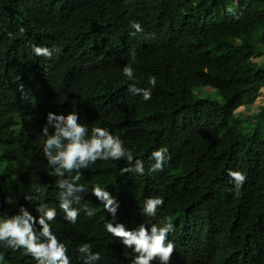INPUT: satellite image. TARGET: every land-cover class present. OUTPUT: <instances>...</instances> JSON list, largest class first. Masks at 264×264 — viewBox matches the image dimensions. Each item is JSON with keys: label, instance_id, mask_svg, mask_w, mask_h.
I'll use <instances>...</instances> for the list:
<instances>
[{"label": "trees", "instance_id": "obj_1", "mask_svg": "<svg viewBox=\"0 0 264 264\" xmlns=\"http://www.w3.org/2000/svg\"><path fill=\"white\" fill-rule=\"evenodd\" d=\"M133 22L144 31L131 36ZM33 45L61 51L45 59ZM130 84L152 98L132 95ZM199 86L218 97L199 95ZM261 89L264 0H0V217L21 205L36 217L40 203L55 207L52 230L71 264H83L84 243L101 253L99 264H131L135 254L104 224L150 229L146 220L174 224L170 264H264V106L247 123L237 114ZM72 111L89 134L104 127L120 137L145 168L120 175V160L83 169L81 205L95 215L81 212L75 225L59 209L41 134L49 112ZM162 147L171 159L148 175ZM230 170L246 175L239 197ZM96 184L117 198L115 220L91 193ZM37 185L47 189L42 200H25ZM156 196L164 200L156 217L143 216V201ZM0 255V264H36L23 250L0 245Z\"/></svg>", "mask_w": 264, "mask_h": 264}, {"label": "clouds", "instance_id": "obj_2", "mask_svg": "<svg viewBox=\"0 0 264 264\" xmlns=\"http://www.w3.org/2000/svg\"><path fill=\"white\" fill-rule=\"evenodd\" d=\"M130 26L135 30L130 33L131 36L144 31L139 22H133ZM33 51L38 57L51 59L54 54H59L61 49L56 46L49 48L33 45ZM123 74L129 80L134 79V69L130 65L123 68ZM149 84L155 87L156 77H149ZM128 91L134 96H142L144 101L152 98L150 88H138L135 84H130ZM41 134L45 137L44 158L48 166L53 169L51 175L58 178L56 185L59 189L57 193L59 209L64 214L63 219L72 225L77 223L81 212L88 217L95 215L93 209L81 205L82 194L89 192L87 185L79 183L83 169L90 168L97 161L125 160L127 166L120 169V175L145 174L142 160L134 158L132 151L125 147L120 137L113 135L104 127H93L89 134V128L79 122L76 111L67 115L49 112ZM151 158L155 163L149 167L148 175L162 172L165 164L171 159L166 147L153 151ZM228 175L234 183V193L239 197L240 189L246 182V175L231 170ZM46 191L43 185H37L34 187L33 195L25 197V200H42ZM91 193L102 202L103 208L115 220L119 208L117 198L99 184L91 186ZM163 204L162 197L146 198L141 213L145 217L155 218L157 210ZM35 210L39 213L38 217L33 216L21 205L17 213L0 217V245L13 251L23 250V254L31 256L36 264H71L68 247L52 230V222L58 215L57 209L46 203H40ZM146 223L151 225L150 229L145 224H141L138 229L128 230L123 223L111 221L105 222L104 228L112 237L118 239L126 250H131L135 254L131 264H154V262L170 264L175 244L168 239V235L174 230V224L168 221L164 222L163 226H159L151 220H146ZM78 252L83 264H99L103 259L100 252L92 251V245L89 243L81 244ZM4 259L5 257L0 255V262Z\"/></svg>", "mask_w": 264, "mask_h": 264}, {"label": "rangeland", "instance_id": "obj_3", "mask_svg": "<svg viewBox=\"0 0 264 264\" xmlns=\"http://www.w3.org/2000/svg\"><path fill=\"white\" fill-rule=\"evenodd\" d=\"M255 36L257 37V33L255 34ZM260 59H261L260 57L255 58V60H260ZM196 91L201 96L209 94V96H211L212 98L218 97L217 92H215V90L211 89L209 86H199L198 89H196ZM260 91L261 92L259 93V95L251 94L244 96L243 98L244 102L242 106H240L237 109V114L241 115V117L244 119V122L246 123H247L246 119H248V117L257 114L260 111V108L264 106V89H261Z\"/></svg>", "mask_w": 264, "mask_h": 264}]
</instances>
